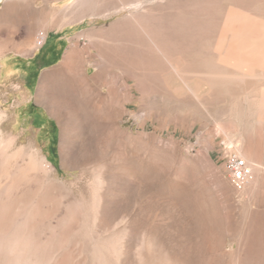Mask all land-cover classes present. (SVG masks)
Listing matches in <instances>:
<instances>
[{"label": "rangeland", "instance_id": "obj_1", "mask_svg": "<svg viewBox=\"0 0 264 264\" xmlns=\"http://www.w3.org/2000/svg\"><path fill=\"white\" fill-rule=\"evenodd\" d=\"M12 2L0 264H264V0Z\"/></svg>", "mask_w": 264, "mask_h": 264}, {"label": "built area", "instance_id": "obj_2", "mask_svg": "<svg viewBox=\"0 0 264 264\" xmlns=\"http://www.w3.org/2000/svg\"><path fill=\"white\" fill-rule=\"evenodd\" d=\"M46 40L47 34L40 32L38 34V46L42 47ZM222 148L224 150L227 173L238 187H244L254 178L255 170L253 164L243 156L241 149L235 143L222 141Z\"/></svg>", "mask_w": 264, "mask_h": 264}, {"label": "crops", "instance_id": "obj_3", "mask_svg": "<svg viewBox=\"0 0 264 264\" xmlns=\"http://www.w3.org/2000/svg\"><path fill=\"white\" fill-rule=\"evenodd\" d=\"M12 1L13 0H0V17L2 15H5L6 13L14 11V6L12 4L13 3ZM42 1H46V0H42ZM12 39H13V37H12ZM16 39H24V38H16ZM55 39H59V40L63 39V36H59V37H57ZM52 47H57V41L52 43ZM37 52L38 51L36 50V52L33 54V56H36Z\"/></svg>", "mask_w": 264, "mask_h": 264}]
</instances>
